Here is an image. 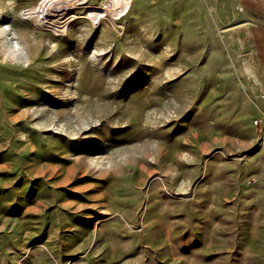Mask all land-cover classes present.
I'll list each match as a JSON object with an SVG mask.
<instances>
[{"label": "rangeland", "instance_id": "374dc122", "mask_svg": "<svg viewBox=\"0 0 264 264\" xmlns=\"http://www.w3.org/2000/svg\"><path fill=\"white\" fill-rule=\"evenodd\" d=\"M44 1L0 0V264H264L240 0Z\"/></svg>", "mask_w": 264, "mask_h": 264}, {"label": "crops", "instance_id": "0c3cea01", "mask_svg": "<svg viewBox=\"0 0 264 264\" xmlns=\"http://www.w3.org/2000/svg\"><path fill=\"white\" fill-rule=\"evenodd\" d=\"M244 8L247 50L253 63L255 81L264 92V0H240Z\"/></svg>", "mask_w": 264, "mask_h": 264}, {"label": "bare ground", "instance_id": "6f19581e", "mask_svg": "<svg viewBox=\"0 0 264 264\" xmlns=\"http://www.w3.org/2000/svg\"><path fill=\"white\" fill-rule=\"evenodd\" d=\"M70 1L71 0H45L43 7L41 9L42 10L41 14L43 15L44 18H46V20L47 18L63 15L65 14V10L67 9V7H69L68 2ZM116 2H115L116 3L115 10L117 11H127L131 5V0H116Z\"/></svg>", "mask_w": 264, "mask_h": 264}]
</instances>
